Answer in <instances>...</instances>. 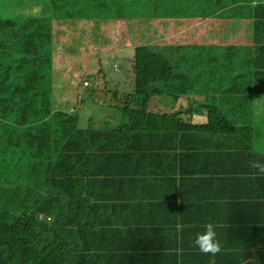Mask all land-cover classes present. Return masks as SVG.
I'll return each mask as SVG.
<instances>
[{
  "label": "trees",
  "instance_id": "16d2710c",
  "mask_svg": "<svg viewBox=\"0 0 264 264\" xmlns=\"http://www.w3.org/2000/svg\"><path fill=\"white\" fill-rule=\"evenodd\" d=\"M233 1L237 4L233 7L250 9L244 20L251 28H238L246 33L250 30L247 48H252L253 59L245 60L251 54L248 50L235 57L247 64V81L221 84L226 94L211 101L219 113L197 102L195 108L149 112L159 86L166 85L172 101L156 103L174 107L182 102V96L170 94L168 87L183 85V79L176 75L184 73L177 74L171 58L148 45L118 46L117 42L107 49L100 46L104 27L93 23L92 29H87L92 42L98 41L99 61L107 52L136 47L135 66H127L133 73L128 87L143 97L130 102L136 94L126 93L125 106L118 109L123 118L98 129L81 128L73 113H52L48 121L36 127L31 144L37 156L52 147L54 159L46 161L49 154L36 157L28 168L17 160L1 159L8 167L0 168V264H201V256H215L201 253L193 244L207 223L214 225L215 232L222 229L218 241L231 238L241 243L235 247L240 249L235 264H264V174L249 166L252 161L264 164V153L253 150L254 140L258 141L255 122L233 113L247 105V99L255 109L254 99L264 98V2L251 7L247 1ZM86 4L94 5L92 1ZM102 9L108 12L106 7ZM30 22L26 25L29 30L43 25ZM24 40L22 37L20 42ZM8 47L13 53L4 64L16 73L36 72L35 61L24 53V44L18 51L11 44ZM125 69L115 68L118 75L109 78L98 67L97 76L87 77L97 79L93 87L105 92L111 86L108 80L118 81ZM226 79L229 81L222 80ZM203 85L208 90L207 83ZM236 89L243 94L234 93ZM20 135L26 136L25 125L15 127L14 136L19 139ZM212 136L234 146L219 144L216 149L220 153L214 154V160L219 163L222 157L227 164L235 159L247 161L241 171L251 176L246 184L253 197L251 204L232 202L228 213L219 211L220 204L206 205L199 212L200 196L216 194L217 173L213 171L218 166L214 165L212 172L200 171L196 157L197 152L211 146ZM261 140L264 146V135ZM133 215L141 218L140 226L131 224ZM161 231L163 235L156 237Z\"/></svg>",
  "mask_w": 264,
  "mask_h": 264
},
{
  "label": "rangeland",
  "instance_id": "374dc122",
  "mask_svg": "<svg viewBox=\"0 0 264 264\" xmlns=\"http://www.w3.org/2000/svg\"><path fill=\"white\" fill-rule=\"evenodd\" d=\"M88 1L96 6H89L86 4ZM100 1L101 4L97 0H0V19H3L0 24V168L8 167L1 159L17 160L23 168H28L36 157L44 158L46 154L50 155L46 161L54 159L52 147L37 156L33 155L35 147L31 144L36 127L48 121L52 113H73L78 116L81 128L95 129L123 118L118 109L125 106V94H136V91L130 92L128 87L132 80V67H126L118 81L108 80L111 85H108V91L95 90L93 83L95 85L98 80L87 77V70L100 62L96 50L98 41L92 42L87 34V29H92L93 23L104 27V40L100 46L108 49L117 42L118 46L127 43L148 45L155 52L168 55L177 74L184 73L176 75L183 79V85L173 83L168 87L170 94L182 96L179 98L182 102L174 108L150 103L147 108L149 112L178 110L197 102L202 104V108L214 109L219 113L211 101L214 103L220 94H226L221 84L229 85L239 79L247 81L245 71L248 66L235 57L240 58L243 55L240 52L248 50L251 54L245 60L253 59L252 48H247L250 45V30L246 33L238 28H251L250 22L247 24L244 20L248 18L249 7H233L237 5L233 0ZM243 1L249 2L251 7L264 2ZM102 7H106L108 12ZM243 13L246 15L241 17ZM30 20L43 22V25L32 26L29 30L26 25L31 23ZM243 23L246 24L239 25ZM236 31H240L239 34ZM29 34L30 38H27ZM22 37L25 38L24 42H20ZM8 44L17 51L24 44V53L35 61L36 72L16 73L4 64L8 55L13 53ZM104 57L116 60L125 57V53L111 51ZM127 61L125 66H135V59ZM107 74L111 75L109 78L118 75L112 68L107 69ZM197 75L199 84L194 78ZM224 78L229 81L222 80ZM206 83L208 90L203 85ZM114 84L117 85L113 87ZM241 86L244 87L243 84ZM160 92L154 91L155 94ZM233 92L243 94L240 89ZM165 95L169 94L165 91ZM142 97V94H136L130 98V102ZM246 103L233 113L249 116L251 123L255 122L253 130L257 133L256 142H260L264 135V98L254 99L255 109H252L253 104L249 99ZM195 107L193 105L192 108ZM24 125L26 136L20 135L17 139L14 129ZM131 219L132 225L140 226L141 218L138 215L131 216ZM141 228H144L143 224ZM144 232L148 237V233ZM162 235L161 231L156 237Z\"/></svg>",
  "mask_w": 264,
  "mask_h": 264
},
{
  "label": "crops",
  "instance_id": "0c3cea01",
  "mask_svg": "<svg viewBox=\"0 0 264 264\" xmlns=\"http://www.w3.org/2000/svg\"><path fill=\"white\" fill-rule=\"evenodd\" d=\"M125 53V57H121L116 60H107L105 58L101 59V64L99 62V65H96L95 67H92L90 70H87V75H90L89 77H95L97 76V68L100 67L103 72L107 73V69L112 68L113 70L117 67L125 68L128 63V59L132 60L135 59V51L136 48H129V49H123L120 50ZM115 53V52H113ZM122 65V66H120ZM122 75V74H121ZM111 76V75H110ZM113 77V76H112ZM117 84H114L116 86ZM161 92L159 94H155L153 101L151 104H154L156 106H162L160 103H156L157 100L164 101V102H171L172 99L165 95L166 91V85L157 87ZM174 108V107H173ZM174 110H177L176 108ZM229 117H233L231 114H228ZM213 139V142L209 148L203 149L200 152H197V163H200L201 168L200 171H203L205 169H208L212 172L214 169V165L218 166L215 167L213 173H217V180H216V194L214 197L209 196L207 193H204L200 196L201 199V208L199 209V212L201 213L203 211V207L206 205H218L220 204L221 207L219 208V211L222 213H228L230 211V203L236 202L242 205L251 204V200L253 197L251 196L249 190L246 189L247 183L250 181L251 176H244L242 173V166L243 164H247L248 162L245 161L243 163L239 159H235L232 164H227L224 162V160H221L219 163H217L214 160V154L220 153V150H217L216 147L222 146V147H234L233 142H229L225 140L224 138H220L219 136H212L210 137ZM260 142H256L254 140V146L253 150L255 152L264 153V146ZM264 157V156H263ZM264 162V161H262ZM241 175H240V174ZM210 175V174H208ZM206 175V176H208ZM205 176V175H202ZM203 231V229H202ZM216 239L219 240L222 236V229H216ZM221 248H227L229 246H232L233 248H227L226 250L222 251L221 253L215 255L214 257H206L201 256V264H235L236 262V255L240 254V249H235V247H240L241 243H238L237 241H234L231 238H228L226 240L219 241ZM255 253L256 251H251Z\"/></svg>",
  "mask_w": 264,
  "mask_h": 264
},
{
  "label": "clouds",
  "instance_id": "9594fccd",
  "mask_svg": "<svg viewBox=\"0 0 264 264\" xmlns=\"http://www.w3.org/2000/svg\"><path fill=\"white\" fill-rule=\"evenodd\" d=\"M251 168L257 169L258 173L264 174V164L259 161H252L249 165ZM195 247L203 254L216 255L221 251V245L216 239V232L214 225L207 223L204 225V232L198 233L193 241Z\"/></svg>",
  "mask_w": 264,
  "mask_h": 264
},
{
  "label": "built area",
  "instance_id": "2783aa9c",
  "mask_svg": "<svg viewBox=\"0 0 264 264\" xmlns=\"http://www.w3.org/2000/svg\"><path fill=\"white\" fill-rule=\"evenodd\" d=\"M86 85H88V83H85Z\"/></svg>",
  "mask_w": 264,
  "mask_h": 264
}]
</instances>
